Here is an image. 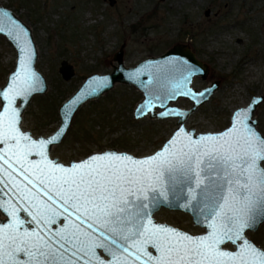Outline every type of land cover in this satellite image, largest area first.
Returning a JSON list of instances; mask_svg holds the SVG:
<instances>
[{
    "label": "snow or ice",
    "instance_id": "snow-or-ice-1",
    "mask_svg": "<svg viewBox=\"0 0 264 264\" xmlns=\"http://www.w3.org/2000/svg\"><path fill=\"white\" fill-rule=\"evenodd\" d=\"M8 19L9 34L21 45L24 59L21 73L4 93L8 107L0 113V145L8 149L0 161L26 207L4 208L10 220L0 223V264H78L82 258L84 264H105L97 249L110 257L109 264H264V251L245 237L246 229L264 223V136L246 122L247 113H236L226 135L193 141L185 133L186 143L172 148L174 139L152 158L109 154L71 168L52 164L45 159V142L32 141L17 128L14 98L33 91L38 78L28 69L31 52L24 29ZM34 154L43 167L28 159ZM12 161L25 176L36 177L51 204L11 180L16 172ZM165 182L182 200L193 201L194 215L209 229L204 236L194 238L152 221L149 209L162 203ZM28 183L35 187L32 178ZM53 193L69 222L55 233L48 229L61 213ZM70 210L79 224H72ZM21 211L30 219H22ZM85 223L91 231H85ZM229 243L235 251L222 247Z\"/></svg>",
    "mask_w": 264,
    "mask_h": 264
},
{
    "label": "rangeland",
    "instance_id": "rangeland-1",
    "mask_svg": "<svg viewBox=\"0 0 264 264\" xmlns=\"http://www.w3.org/2000/svg\"><path fill=\"white\" fill-rule=\"evenodd\" d=\"M116 1L111 6L109 0H0L32 28L39 49L37 69L49 84L48 92L35 96L23 114L22 128L35 138H48L60 127L62 103L89 75L111 73L122 47L125 65L133 67L176 44L191 46L209 70L207 79L194 78L193 87L201 91L220 83L209 102L186 121L196 134L223 131L236 109L264 93V0ZM63 61L75 70L70 81L59 73ZM15 63V48L0 35V87ZM142 98L134 87L116 84L105 96L88 101L51 157L69 164L109 149L135 157L154 154L171 138L178 119L135 120L134 109ZM173 105L190 109L192 102L180 98ZM254 119L264 136V102ZM154 217L192 235L204 233L184 212L162 208ZM247 237L264 250V224Z\"/></svg>",
    "mask_w": 264,
    "mask_h": 264
},
{
    "label": "water",
    "instance_id": "water-1",
    "mask_svg": "<svg viewBox=\"0 0 264 264\" xmlns=\"http://www.w3.org/2000/svg\"><path fill=\"white\" fill-rule=\"evenodd\" d=\"M5 13L7 15H3ZM206 14L209 15V11H207ZM9 17L14 19L17 24L24 29V39L27 41L28 48L31 52V59L28 64V69L30 72L34 73L35 76L38 78L37 86L33 91H31L27 95L16 96L14 98L12 107L18 114L17 128L19 129L21 134L27 135L32 141H35L37 143H39L40 141L45 142V159L47 161H50L52 164H56L64 168H71L81 163L90 162L92 157L107 156L109 154L127 156L134 160H144L147 158H152L155 157L158 153L164 151L166 148H169V142L174 139L177 140V144L172 145V148H179L183 143H186L187 140L185 138V133L187 134V136L191 137L193 141H198L199 138L202 136L226 135L231 130H233L235 123V115L238 112L247 113L246 122L251 127H253L259 135L263 136L262 133L257 129L258 121L256 119H253V117L258 107L264 102V93L262 95H254L246 107L236 109L231 117L230 126L221 132H208L196 134L195 130H188V128L186 127V121L188 120V118L193 113H195L201 106L209 102L212 95L220 88V83L214 82L201 91L195 89L193 87L194 78L200 77L202 80L207 79L209 75L208 66L197 58L195 52L192 50L190 45L176 44L175 46L167 50L164 54L157 57H148L133 67H127L125 65L124 49L122 47L114 57L116 64L113 66L112 72L106 75L94 73L86 77L82 85L60 106V127L50 137H39L36 139L33 137L30 131L23 130V114L35 96H43L48 92L49 84L47 82L46 77L37 69L39 49L35 42L32 28L28 24H26L18 15H16L12 10L5 8L1 5L0 27H3L4 31H0V35L6 37L7 40L15 48L16 63L14 70L8 74L6 84L3 87H0V113H3L4 109L8 107V101L7 99H5L4 93L7 92V90L11 87L12 81L16 79V76L21 73V64L24 59L23 53L20 52L21 45L16 40H14L13 37L9 34ZM59 73L61 74L64 81H70L75 76V70L68 61H63L61 63ZM116 84L134 87L142 94V100L137 103L134 109L135 120H140L145 117H149L152 120L177 118V127L171 138L166 141L163 147L156 151L154 154L145 157H135L127 152H120L116 149H109L104 152L92 153L85 159H82L80 161H71L69 164L62 163L57 158L52 159V148L62 142L71 127V123L75 114L88 101L100 99L107 93L111 92L115 88ZM180 98H186L192 101L191 108L182 109L173 105V103L177 102ZM49 141H51V143H48ZM7 149L8 145H0V154H3L5 151H7ZM28 159L32 162L40 163L41 167H43V161L41 160L40 156L34 154L29 156ZM12 163L13 167L16 169V172L12 173L11 180H14L15 183L18 184L20 188L24 189L25 191L37 193L42 203L51 204V200L49 199V193L45 191V188L38 182L36 177L25 176L24 173L20 170L19 165L16 164L15 161H12ZM7 171V165L4 164L3 161H0V172L3 173V175H0V179L6 181L0 183V205L4 206L0 207V212L4 216V219L0 217V223L5 222L6 220H10V217H8L7 213L4 211L5 207H9L11 205H15L18 208L26 207V202L21 199L19 190L14 189L12 187L11 181L9 180L7 175ZM39 174L40 173H37V175ZM29 178L33 179L35 187H33L32 184L28 183ZM159 188L160 185H157L158 190ZM164 189L166 191V195L160 197L162 203L158 206V208L149 209L151 214L150 218L152 219V221L157 225L173 228L179 232H182L194 238L204 236L206 232L209 231V229H207L206 224H201L200 222H198V219L194 215V211L192 208L193 201H191L190 199L188 201H184L178 195L174 194L173 191H169L166 182L164 184ZM149 195H152V193H149ZM185 195H187V193H185ZM53 199L56 200L55 207L61 213V215L57 219V222L55 224L50 225L48 229L52 233H55L59 229L65 228L69 222L68 220L64 219V216L67 215V213L63 211V203L59 198L55 196V193H53ZM162 208L176 210L189 214L193 219V223L203 228L205 230V233L199 235H192L188 232H185L168 224L157 222L154 215ZM19 215L22 219H30L29 217H27V214L23 211H21ZM71 222L73 225L80 223V218L74 211H72ZM262 224L264 223H257L255 228L246 229L245 237L255 247H257L261 251H264L262 248L256 245L250 238L247 237V233L249 231L257 232ZM25 227L30 226L26 224ZM82 227L85 229V231H91V229L88 228L86 223L82 225ZM232 246L233 249L226 248L225 250L235 251V246ZM97 254L100 255L101 259L105 261V264H109L110 257L106 253H104L103 250L97 249ZM102 254L105 257H108L109 259L106 260L102 256ZM85 259L86 258H82L78 262V264H84Z\"/></svg>",
    "mask_w": 264,
    "mask_h": 264
},
{
    "label": "flooded vegetation",
    "instance_id": "flooded-vegetation-1",
    "mask_svg": "<svg viewBox=\"0 0 264 264\" xmlns=\"http://www.w3.org/2000/svg\"><path fill=\"white\" fill-rule=\"evenodd\" d=\"M99 1H102V0H99ZM112 1H113V3H112ZM109 3H110V5L111 6H114L116 3H117V1L116 0H109ZM14 12V11H13ZM15 13V12H14ZM16 14V13H15ZM17 15V14H16Z\"/></svg>",
    "mask_w": 264,
    "mask_h": 264
}]
</instances>
